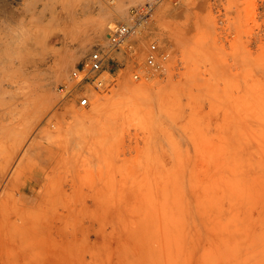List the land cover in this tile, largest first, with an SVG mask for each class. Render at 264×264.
<instances>
[{"label":"rangeland","instance_id":"rangeland-1","mask_svg":"<svg viewBox=\"0 0 264 264\" xmlns=\"http://www.w3.org/2000/svg\"><path fill=\"white\" fill-rule=\"evenodd\" d=\"M0 1V65L17 69L6 75L11 85L1 84L0 72V91L17 96L50 83L46 101L0 97L2 111L16 107L22 117L8 127L0 117V157L12 164L0 177V196L34 140L26 157L60 168L53 183L70 194L67 183L95 184L90 210L86 195V206L70 194L29 204L33 229L0 208V229L23 226L32 248L23 253L0 230V264H264V0H93L92 12L80 0ZM126 20L139 27L110 53L109 86L73 82L72 93L62 91L93 47L110 49V34ZM52 30L57 37H45ZM153 44L159 62L151 66ZM57 60L70 64L62 77ZM85 112L91 116L79 117ZM16 190L11 207L23 201Z\"/></svg>","mask_w":264,"mask_h":264},{"label":"bare ground","instance_id":"bare-ground-1","mask_svg":"<svg viewBox=\"0 0 264 264\" xmlns=\"http://www.w3.org/2000/svg\"><path fill=\"white\" fill-rule=\"evenodd\" d=\"M6 1V0H5ZM10 1V0H9ZM14 1V0H13ZM20 1V0H19ZM61 1V0H60ZM59 1V2H60ZM113 1V0H112ZM115 1V0H114ZM207 1V3L209 2V4H211V0L209 1V0H206ZM216 1V0H215ZM214 1V2H215ZM221 2H223V0H220ZM1 2V1H0ZM62 2V1H61ZM60 2V3H61ZM110 2V1H109ZM115 2H117V1H115ZM217 2H218V0L215 2L216 3V5H217ZM15 3V2H14ZM70 3H72V2H70ZM78 3V2H77ZM80 3H81V9H82V11L83 12H88V11H90L91 10V12H92V9L91 8H93L92 7V5H93V0H80ZM168 3V2H167ZM167 3H166V6H167ZM206 3V4H207ZM62 4V3H61ZM209 4H208V6H209ZM76 6H77V4H75ZM180 5V4H179ZM215 5V4H214ZM145 6V5H144ZM211 6H213V5H211ZM2 7V6H1ZM141 7V6H140ZM183 7V6H182ZM216 7V6H215ZM219 7V6H218ZM212 8V7H211ZM139 9V8H138ZM66 10H69V9H66ZM71 10V9H70ZM72 10H74V9H72ZM142 9H140V11H141ZM134 11V10H133ZM138 11V10H137ZM65 12V11H64ZM67 13V12H66ZM65 13V14H66ZM70 13V12H69ZM69 13H67V15H69ZM117 13V12H116ZM137 13V12H136ZM57 14V13H56ZM63 14V13H62ZM148 14V13H147ZM44 15V14H43ZM42 15V16H43ZM64 15V14H63ZM117 15V14H116ZM114 16V15H113ZM55 17V16H54ZM66 17V16H65ZM115 17V16H114ZM117 17H118V15H117ZM131 17V16H130ZM145 17V16H144ZM144 17H143V19H144ZM149 17V16H148ZM192 17V16H191ZM56 18V17H55ZM66 18H68V17H66ZM111 18H112V16H111ZM128 18V17H127ZM131 18H133V17H131ZM129 19L130 21L132 20V19ZM190 18V17H189ZM70 19V18H69ZM113 19V18H112ZM111 19V20H112ZM134 19V18H133ZM141 19V18H140ZM41 20V19H40ZM56 21H57V19H55ZM55 20H53V21H55ZM109 20V19H108ZM128 20V19H127ZM126 20V21H127ZM125 21V22H126ZM134 21H136V20H134ZM133 21V22H134ZM138 21V20H137ZM144 21V20H143ZM142 21V22H143ZM112 22H113V20H112ZM127 22H129V21H127ZM196 22H197V19H196ZM53 23V22H52ZM108 24H110V22H108ZM55 25V24H54ZM112 25H114V24H112ZM50 26H51V24H50ZM50 26H49V28H50ZM197 25H195V27H196ZM51 29H52V27H51ZM55 29V28H54ZM53 29V30H54ZM140 29V28H139ZM50 31V32H46V34H45V37L46 36H51V35H53L54 36V34H55V32L54 31ZM115 30V29H114ZM113 30V31H114ZM141 31V30H140ZM140 31H139V33H140ZM137 33V32H136ZM56 34H57V32H56ZM55 34V35H56ZM58 34H60V33H58ZM99 34V36L101 37V32H99L98 33ZM98 34H96L97 36H98ZM89 36H91L90 34H89ZM89 36L87 35V37H88V39H89ZM94 36V35H93ZM92 36V37H93ZM99 36H98V38H99ZM133 36V35H132ZM131 36V37H132ZM56 37H57V35H56ZM55 37V38H56ZM92 37H90V38H92ZM130 37V38H131ZM135 37V36H134ZM95 38H97V37H95ZM133 38V37H132ZM94 39V38H93ZM129 39V38H128ZM127 39V40H128ZM46 40V39H45ZM95 40V39H94ZM97 40V39H96ZM48 41H49V39H48ZM89 41H91V40H89ZM88 41V42H89ZM45 42V41H44ZM43 42V43H44ZM95 42V41H94ZM109 42H110V40H109ZM130 42V41H129ZM128 42V43H129ZM48 43V42H47ZM92 43V42H91ZM90 43V44H91ZM82 44H84V43H82ZM89 44V43H88ZM3 46H4V44L1 42V40H0V50L2 51V49H3ZM49 46V45H48ZM82 46H86V44L85 45H82ZM24 47V46H23ZM87 47H88V45H87ZM87 47H85V49L87 48ZM101 47V46H100ZM100 47H98V46H95V47H93V49H92V51H91V54H90V56H89V59H90V57H91V55H92V53L96 50V49H100ZM81 48V47H80ZM102 49V48H101ZM125 49V48H124ZM108 50V49H107ZM21 51V50H20ZM48 51V50H47ZM81 51V50H80ZM80 51H78L77 53H79ZM83 51L85 52L86 50H84L83 49ZM112 52V51H111ZM48 53V52H47ZM50 53V52H49ZM53 54V53H52ZM51 54V55H52ZM54 54H56V53H54ZM54 54H53V57H54ZM47 55V54H46ZM50 54H49V56H51ZM77 54H75V56H76ZM79 55V56H78ZM77 56H76V58H77V60H81V59H83L84 58V55H83V52L81 51V54H78ZM166 55H168L167 53H166ZM74 56V55H73ZM20 57H22V56H20ZM56 57H57V54H56ZM55 57V58H56ZM25 58V57H24ZM167 58V57H166ZM46 59V57L44 56V58L43 59H41L42 61H41V64H39V65H44V62L46 61L45 60ZM66 59V58H65ZM70 59V58H69ZM68 59V61L69 62H72L74 59H75V57L73 58V59H71L72 61H70ZM89 59H87V61L84 63V64H86L88 61H89ZM164 59V58H163ZM5 60V59H4ZM24 60H26V59H24ZM67 60V59H66ZM66 60H64V61H59V60H57L56 61V65H55V67L57 66V72H56V74H58L59 75V77H62L63 75H65L64 73H65V71H66V69H67V67H69L70 66V64H69V62L68 61H66ZM75 61V60H74ZM159 62V61H158ZM1 64V63H0ZM107 65H108V63H107ZM106 65V66H107ZM148 65H150V64H148ZM160 65H161V63H160ZM2 65H0V72L1 71H4V73H2V74H4L5 76L7 75H9L8 77H11L13 74H16L15 72L17 71V69L15 68V65H11V66H8V65H3V67H1ZM28 67H26V68H29L30 67V64H28L27 65ZM52 66V65H51ZM109 66V65H108ZM152 66V65H151ZM54 67V68H55ZM52 69H53V67H52ZM16 70V71H15ZM22 70H24V69H21V72H22ZM54 70V69H53ZM56 70V69H55ZM105 70H107L106 69V67H103V71H102V73H101V75H102V78L104 77L103 76V74H104V72H105ZM24 72H26V71H24ZM73 72V71H72ZM19 73V72H18ZM53 74L55 75V71L53 72ZM3 75V77H5ZM57 75V76H58ZM6 76V78H4L3 79V82L1 83L3 86H5V84L7 83V85H8V83H9V80H12L11 78H9V79H7L8 77ZM56 76V75H55ZM57 78V77H56ZM104 78H106V77H104ZM11 83H12V81H10ZM89 83V82H88ZM10 84V83H9ZM13 84V83H12ZM49 82H47V81H44V82H42V86H40L39 88H37V89H35V90H30V91H23L22 89H20V90H18V92L19 91H21V93H23V97H21V98H19V99H22V100H31V99H33V98H38V99H40V100H47V98H48V95L47 94H49V93H47L49 90H48V88H49ZM111 84V83H110ZM11 85V84H10ZM78 85L79 84H77L76 83V86L75 87H78ZM88 84H86V86H87ZM90 85V84H89ZM94 85V84H93ZM72 87H73V85H71ZM95 86V85H94ZM80 87H82V85L81 86H79V88ZM91 87V86H90ZM90 87H89V89H90ZM74 88V87H73ZM85 88V87H84ZM91 88H94L93 86L91 87ZM11 89V88H10ZM77 89V88H76ZM13 90V89H12ZM15 90V89H14ZM48 90V91H47ZM86 90H87V87H86ZM14 92V91H13ZM11 90H9V88H3V89H1V91H0V97H3V96H9L11 99L10 100H13V99H15L14 98V96H15V94L13 93ZM62 92V91H61ZM77 92V91H76ZM21 93H18V94H16L17 96H15V97H19V96H21L20 94ZM71 93H72V91H71ZM52 95V94H51ZM65 95V94H64ZM1 99V98H0ZM3 99V98H2ZM6 101V100H5ZM7 101L9 102V100L7 99ZM6 101V102H7ZM18 101V100H17ZM6 102H4L5 104H6ZM3 104V101L2 102H0V104ZM10 103V102H9ZM14 105V107H15V104H13ZM6 107H7V105H6ZM88 116H91V113H87V112H85V113H81V114H79V117H86V118H88ZM0 117L2 118L3 117V119H5V121L8 123H6L7 124V127H8V125L9 126H11V125H15V124H17L16 122H19L20 123V120L19 119H21L22 120V117H21V115H19V112L17 111V109H16V107L15 108H13V107H9L8 108V110H7V108H5L3 111H2V108H0ZM85 118V119H86ZM0 120H2V119H0ZM2 123H4V122H2ZM40 136H41V134L40 133H38ZM38 134H37V136H38ZM36 136V137H37ZM39 139V138H38ZM37 139V140H38ZM24 141H25V139L23 140V142L22 143H24ZM39 141V140H38ZM259 143L260 144H262L263 143V141H259ZM38 143H37V141L36 140H34L33 142H32V144H31V146H29V148L27 147V149H26V152H25V156H24V158H23V160L22 161H20V164H19V166L17 165V167H15V169H16V171L13 173L14 175L12 176V177H10V179H9V181H8V183H7V185H6V187H3V188H5L4 189V191H3V195L2 196H0L1 198H0V208H4V209H6L7 211V214L8 213H11V215H10V218H17V220L19 221L20 219H21V221H23V224H25V225H30V224H27L28 223V221L30 220V214H28V209H29V204H32V203H34V202H36L38 199H39V197H41L42 199H51V198H55V197H57V196H59V197H61V198H63V200H64V198H65V196H67V195H69L70 193L68 192V190H67V187L63 184V183H56V181H55V183H53L54 181L53 180H55L56 179V174H58L59 173V171H58V169H60V168H58V169H56V167L54 166V165H50V164H48V165H39V166H37V165H34L33 163H31V161L29 160V158L27 159V157H26V155L28 154V152H30L29 150H31V147H33V146H35V145H37ZM0 146L1 147H3V144L0 142ZM35 148V147H34ZM32 151V150H31ZM14 156V155H13ZM14 157H16V156H14ZM10 158V157H9ZM13 158V157H12ZM14 159V158H13ZM11 160V159H10ZM9 159H6V158H1L0 157V173H1V175H0V177L2 176H4V172L5 171H7V170H9V168H10V166H12V164H11V161H10ZM15 160V159H14ZM14 162V161H13ZM12 168V167H11ZM61 170V169H60ZM64 171H66V174H70L69 176H71V175H75V174H73L74 172H72L71 173V171L70 170H66V169H64ZM67 172H69V173H67ZM78 172V171H77ZM76 172V173H77ZM92 172V171H91ZM90 172V173H91ZM65 173V172H64ZM79 173V172H78ZM88 173V172H87ZM89 173V174H90ZM7 174V173H6ZM66 174H65V176H66ZM92 174V173H91ZM64 175V174H63ZM63 175H61L60 177H62ZM79 175H80V177L79 178H82V174H80L79 173ZM6 176V175H5ZM59 176V175H58ZM88 176V175H87ZM1 177V178H2ZM67 177H68V175H67ZM67 177H65V178H67ZM77 177H78V174H77ZM77 177H75V179H77ZM62 178H64V177H62ZM61 178V179H62ZM78 178V179H79ZM31 179H33V180H31ZM44 180L43 181V186H42V188H40L41 189V191H39L38 190V192H36V193H34L35 192V190L36 189H38V187H39V183H36V181H38V180ZM57 179H58V177H57ZM68 179H70V178H68ZM72 179L74 180V177H72ZM91 178H88V182L89 183H80V182H78L79 180H77V182L78 183H74V181H73V183H67L68 184V186L70 185V188H72V190L70 189V191H71V194H70V196H72V197H74V196H76V199H75V197L74 198H71V199H73L72 201H74V200H76L77 201V205L76 206H78V203L80 204V206H83L84 204H85V206H86V198H85V196L83 197V198H85V200L83 199H81V201H82V203L84 202V204H82L81 203V201H80V197L81 196H83V195H86V197H87V199L88 200H91L90 201V204L88 205V203H87V206L89 207V210H90V205H91V202L93 203V201H95V196H94V183H90V181L92 180H90ZM1 180V179H0ZM32 182H31V181ZM71 180V179H70ZM90 180V181H89ZM28 181L29 182H31V183H28ZM45 181H47L46 183H45ZM59 181V180H58ZM57 181V182H58ZM66 181V180H65ZM52 182V183H51ZM60 182H63V180L62 181H60ZM75 182H76V180H75ZM66 188H65V187ZM37 187V188H36ZM83 187H86V192L83 190ZM88 188V189H87ZM16 189H19V191H21L22 192V203L20 204V206L18 205V204H15V203H17L16 201H14L13 202V205H12V207L10 206V203H11V201L13 200V197H14V195H15V193L16 192H14ZM17 191V190H16ZM29 191L30 192H32V194H30L29 193ZM19 193V192H18ZM17 195V194H16ZM19 198V197H18ZM18 198H17V200H18ZM68 199H69V197H67ZM66 199V198H65ZM87 200V201H88ZM56 201V200H55ZM59 201V200H58ZM62 201V200H61ZM65 201V200H64ZM46 202V201H45ZM49 202H51L50 200H49ZM68 202H70V199L68 200ZM75 202V201H74ZM57 203V202H56ZM59 203H60V201H59ZM61 203H63V202H61ZM72 203V202H71ZM46 204H47V202H46ZM53 204H55V203H53ZM52 202H51V206L49 205V203H48V205L47 206H49V207H52ZM66 203H64V205H65ZM43 206L45 205V203H43L42 204ZM71 205V204H70ZM73 205V204H72ZM71 205V206H72ZM42 206V207H43ZM46 206V207H47ZM56 206V205H55ZM54 206V207H55ZM60 206H62V205H60ZM92 206H93V204H92ZM32 207L34 208V205H32ZM38 207V206H37ZM45 207V206H44ZM42 208V209H40V210H43L44 209V212H47L46 210H45V208ZM79 207V206H78ZM78 207H72V208H69L68 209V214H73L72 216H74L75 215V212L77 211V208ZM11 208V209H10ZM84 208H86V207H84ZM34 209H37V208H34ZM57 210H58V207L56 208ZM66 209V208H65ZM93 209V208H92ZM3 210V209H2ZM1 210V211H2ZM9 210V211H8ZM83 210H85V209H83ZM87 210V209H86ZM32 210L30 209V212H31ZM36 211V210H35ZM38 211H39V209H38ZM56 210H54V212H55ZM60 211V210H59ZM59 211H58V213H59ZM63 211V210H62ZM66 211H67V209H66ZM80 211H81V209H80ZM79 211V212H80ZM2 212H4V211H2ZM2 212H0V215H1V213ZM40 212V211H39ZM43 212V211H42ZM41 212V213H42ZM49 212V211H48ZM57 212V211H56ZM64 212V211H63ZM79 212H77V213H79ZM86 212H88V211H86ZM36 213H38V212H36ZM57 213V215H59ZM65 213V212H64ZM85 212H83L82 214H84ZM94 214V212H93V210H91V213H90V211L88 212V217H86L87 219H89V214L91 215V214ZM3 214H5V213H3ZM34 214V213H33ZM44 214V213H43ZM48 214V213H47ZM80 214H81V212H80ZM32 215V214H31ZM41 215V214H40ZM40 215H39V218H41L40 217ZM49 215V214H48ZM47 215V217L49 218V216ZM51 215H52V212H51V214H50V217H51ZM56 215V216H57ZM61 215V214H60ZM67 215V214H66ZM77 215V214H76ZM79 215V214H78ZM85 215H86V213H85ZM2 216V215H1ZM42 216V215H41ZM65 216V215H64ZM81 216V215H80ZM87 216V215H86ZM44 217V216H43ZM42 217V218H43ZM46 217V218H47ZM52 217H55V216H52ZM51 217V218H52ZM62 217V216H61ZM69 217V216H68ZM78 217V216H77ZM82 217H84V216H82ZM14 218V219H15ZM46 218H44V220L46 219ZM47 218V219H48ZM64 218V217H63ZM63 218H62V220H63ZM85 218V219H86ZM2 219L3 220H8V219H5V218H3L2 217ZM46 219V220H47ZM58 218H53V221L54 220H57ZM65 219H66V216H65ZM64 219V220H65ZM78 219H80L79 217H78ZM83 219V218H82ZM82 219H80L81 221H83L84 222V220H82ZM31 220H34L33 218H31ZM49 220V219H48ZM61 220V219H60ZM67 220H69V218L67 219ZM90 220V219H89ZM91 220H93V217H91ZM8 221H10V220H8ZM20 221V222H21ZM35 221V220H34ZM58 221V220H57ZM66 221V220H65ZM65 221H63V222H65ZM87 220H85V222H86ZM49 222H51V221H49ZM56 222V221H55ZM68 222V221H67ZM73 222V224L75 223V221H72ZM77 222V221H76ZM14 223V222H13ZM17 223V222H16ZM42 223H43V219H42ZM52 223V222H51ZM58 223H60L61 224V221L60 222H58ZM86 223H88V225H89V223L90 222H86ZM93 223V222H92ZM8 223H6V225H7ZM11 223H9V225H7V226H11L10 225ZM20 224V223H19ZM22 224V223H21ZM22 224V225H23ZM39 224V223H38ZM43 224H45V223H43ZM42 224V225H43ZM48 224V223H47ZM47 224L45 225V226H47ZM55 224H57V223H55ZM62 224H64V225H70L71 224V222H70V224L68 223V224H65V223H62ZM76 224H78V223H76ZM91 224V223H90ZM5 225V228H3L4 227V225H2L1 227H2V230L3 229H5L4 230V232L1 234V238H2V240H8L9 239V241L11 242V244L15 247V248H17L18 250H21L23 253H26V252H28L29 251V249L31 248L30 246H31V243H30V241L31 240H29V237L28 236H30V235H27V232H24V230H22V227H20V228H15L13 231L11 230V231H8V230H6V228H7V226ZM31 225H36L35 224V222H34V224H31ZM30 225V226H31ZM58 225V224H57ZM88 225L86 224V226L88 227ZM91 225H93V224H91ZM15 227V225H12V227ZM25 227L26 229H29V227ZM40 226V225H39ZM39 226H36V227H39ZM54 226V225H53ZM60 226H62V225H60ZM71 226V225H70ZM72 226H75V225H72ZM85 226V227H86ZM41 227H43V226H41ZM92 228H93V226H91ZM91 227H90V230H91ZM31 228H32V226H31ZM8 229V228H7ZM25 229V230H26ZM33 229V228H32ZM37 229V228H36ZM41 229V228H40ZM60 229H62V228H60ZM60 229H57V230H60ZM1 230V229H0ZM2 230H1V232H2ZM39 230V228L37 229V231ZM48 230V232L50 231L49 229H47ZM52 230H54V229H52ZM75 230H76V228H75ZM84 230H85V228H84ZM83 230V231H84ZM87 230V229H86ZM30 232H34L35 230H29ZM91 231H93V229L91 230ZM36 232V231H35ZM42 232H45L44 231V229H43V231ZM84 232H86V235H87V231H84ZM39 233V232H38ZM38 233H34V234H36V235H34V237H37V234ZM40 233H41V231H40ZM42 234V233H41ZM40 236V235H39ZM39 236L37 237V238H39ZM43 236V234L40 236V238ZM88 236H90L89 235V232H88ZM33 236H32V238L35 240V238H34ZM31 238V237H30ZM36 238V239H37ZM40 238H39V241L41 242L44 238H41L42 240H40ZM70 238V240L71 241H73L74 242V244H75V241L74 240H72V238L71 237H69ZM75 239V238H74ZM45 240V239H44ZM39 241H37V242H39ZM46 241V240H45ZM73 242H70V243H73ZM77 242V241H76ZM43 243L44 242H42V245H43ZM37 244H39V243H37ZM41 244V243H40ZM80 244H82V241H81V243ZM32 245H33V243H32ZM68 245H69V243H68ZM72 245V244H71ZM70 245V247H75V246H71ZM78 245V244H77ZM77 245H76V247H77ZM69 247V248H70ZM75 247V248H76ZM78 248V247H77ZM76 248V249H77ZM32 249V248H31ZM75 249V250H76ZM71 250V249H70ZM74 250V249H73ZM74 250V251H75ZM27 261V260H26Z\"/></svg>","mask_w":264,"mask_h":264},{"label":"built area","instance_id":"built-area-1","mask_svg":"<svg viewBox=\"0 0 264 264\" xmlns=\"http://www.w3.org/2000/svg\"><path fill=\"white\" fill-rule=\"evenodd\" d=\"M144 13L145 10L142 9L140 16L144 15ZM138 27V24L133 22H126L117 25L109 37L110 49L108 51L101 48L96 49L86 64L79 66L72 72L70 81L63 84L61 90L66 93H70L73 90V88H71V84L73 82L81 84L85 81L94 84L95 87L99 89H106L109 84L105 78H102L101 73L103 71V67H107L106 65L111 51L122 47L126 43L127 39L137 31ZM156 49L157 45L153 44L152 51L148 55V62L152 66L156 65L158 62ZM80 103L81 105H88L89 98L87 96H83Z\"/></svg>","mask_w":264,"mask_h":264}]
</instances>
